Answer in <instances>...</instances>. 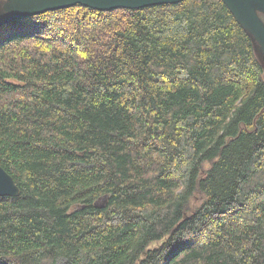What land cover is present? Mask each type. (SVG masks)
<instances>
[{
	"label": "trees",
	"instance_id": "obj_1",
	"mask_svg": "<svg viewBox=\"0 0 264 264\" xmlns=\"http://www.w3.org/2000/svg\"><path fill=\"white\" fill-rule=\"evenodd\" d=\"M264 70L221 0L0 25V264H264Z\"/></svg>",
	"mask_w": 264,
	"mask_h": 264
},
{
	"label": "water",
	"instance_id": "obj_2",
	"mask_svg": "<svg viewBox=\"0 0 264 264\" xmlns=\"http://www.w3.org/2000/svg\"><path fill=\"white\" fill-rule=\"evenodd\" d=\"M183 0H0V25L20 18L70 8L75 5L96 11L137 10L177 4ZM237 24L250 36L257 59L264 70V0H221ZM264 76V73H263ZM19 188L0 166V197H16Z\"/></svg>",
	"mask_w": 264,
	"mask_h": 264
},
{
	"label": "rangeland",
	"instance_id": "obj_3",
	"mask_svg": "<svg viewBox=\"0 0 264 264\" xmlns=\"http://www.w3.org/2000/svg\"><path fill=\"white\" fill-rule=\"evenodd\" d=\"M63 263V261H61V260H59L58 262H57V264H62Z\"/></svg>",
	"mask_w": 264,
	"mask_h": 264
}]
</instances>
